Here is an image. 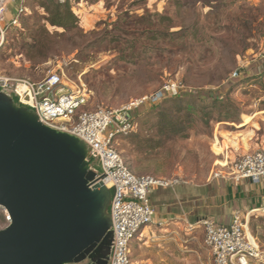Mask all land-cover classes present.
<instances>
[{"label":"rangeland","instance_id":"374dc122","mask_svg":"<svg viewBox=\"0 0 264 264\" xmlns=\"http://www.w3.org/2000/svg\"><path fill=\"white\" fill-rule=\"evenodd\" d=\"M20 4L0 73L31 81L61 73L88 109L118 108L168 81L183 86L178 116L191 117L183 135L161 133L159 106L144 104L134 110L135 131L117 138L134 173L202 184L238 156L264 150V0H70L79 27L64 34L43 19L39 0ZM246 222L264 264V210ZM6 225L0 209V229ZM189 229L180 247L134 241L132 263L213 264L203 228Z\"/></svg>","mask_w":264,"mask_h":264},{"label":"water","instance_id":"95a60500","mask_svg":"<svg viewBox=\"0 0 264 264\" xmlns=\"http://www.w3.org/2000/svg\"><path fill=\"white\" fill-rule=\"evenodd\" d=\"M110 198L83 141L0 92V264H107Z\"/></svg>","mask_w":264,"mask_h":264},{"label":"built area","instance_id":"2783aa9c","mask_svg":"<svg viewBox=\"0 0 264 264\" xmlns=\"http://www.w3.org/2000/svg\"><path fill=\"white\" fill-rule=\"evenodd\" d=\"M9 1L0 0V48L8 29L17 24L25 10L20 4L15 15L6 18ZM56 1L64 3L70 0ZM239 75L234 71L232 78ZM0 92L15 96L18 104L31 109L43 124L68 132L84 142L89 168L96 172V177L111 192L108 207L111 242L107 264H133L131 244L153 220L154 208L149 197L151 189L155 186L172 187L180 184L182 179L134 173L115 143L118 137L135 131V109L144 104L154 105L166 97L181 95L183 86L168 81L150 95L118 108L96 106L92 109L83 108L85 94L70 87L58 72H49L38 81L0 73ZM228 168V171L216 170L213 176L229 177L234 181L249 179L258 183L264 180V150L244 153ZM3 212L8 223L9 217ZM198 224L203 228L204 245L213 264L262 263L263 251L239 213L233 215L228 225H217L209 218H202Z\"/></svg>","mask_w":264,"mask_h":264},{"label":"crops","instance_id":"0c3cea01","mask_svg":"<svg viewBox=\"0 0 264 264\" xmlns=\"http://www.w3.org/2000/svg\"><path fill=\"white\" fill-rule=\"evenodd\" d=\"M17 1H9L6 18L17 12ZM228 169L227 165L217 170ZM149 197L154 208L153 220L134 241L172 243L180 247L183 233L197 226L202 218L228 225L235 213L247 220L254 212L264 210V180L254 183L249 179L234 181L212 175L202 184L182 180L172 187L155 186Z\"/></svg>","mask_w":264,"mask_h":264},{"label":"trees","instance_id":"16d2710c","mask_svg":"<svg viewBox=\"0 0 264 264\" xmlns=\"http://www.w3.org/2000/svg\"><path fill=\"white\" fill-rule=\"evenodd\" d=\"M39 6L44 10V20L52 27L62 29V32L58 34H64L67 31L78 29L79 22L78 17L73 12L70 1L64 3H59L56 0H39ZM262 74L264 73L261 72ZM11 99L18 104L17 98L13 95H8ZM181 97L171 96L166 97L160 100L158 103L154 104L159 106L158 110L155 113L159 121L160 132L164 133L165 136L171 138L175 136H181L186 130V123H190L191 117L189 112H184L183 116H178V113L184 110L178 102V98ZM201 99H209L199 97ZM217 97H214L210 100H216ZM161 104V105H160ZM136 119L134 118V121ZM185 121V122H183ZM136 122V121H135ZM183 122V125L181 124ZM89 166V164H88ZM129 167V166H128ZM130 168V167H129ZM4 219V216H2ZM89 259V258H87ZM91 260V259H90ZM86 264V261L83 260L77 264Z\"/></svg>","mask_w":264,"mask_h":264},{"label":"flooded vegetation","instance_id":"af4514ba","mask_svg":"<svg viewBox=\"0 0 264 264\" xmlns=\"http://www.w3.org/2000/svg\"><path fill=\"white\" fill-rule=\"evenodd\" d=\"M85 261H86V264H91L92 263V261L90 260V259H85Z\"/></svg>","mask_w":264,"mask_h":264}]
</instances>
